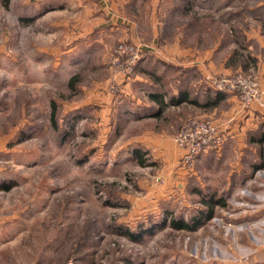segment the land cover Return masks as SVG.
Returning <instances> with one entry per match:
<instances>
[{
	"label": "rangeland",
	"instance_id": "1",
	"mask_svg": "<svg viewBox=\"0 0 264 264\" xmlns=\"http://www.w3.org/2000/svg\"><path fill=\"white\" fill-rule=\"evenodd\" d=\"M41 1L10 0L4 8L0 0V264H264L259 175L249 178V193L230 190L224 175L237 160L229 155L212 164V181L195 160L180 162V176V155L171 162L169 150L154 157L132 144L149 126L126 132L108 116L115 113L108 99L127 95L124 85L142 59L168 81L173 45L190 48L194 65L206 56L230 68L211 73L198 92L204 85L215 92L220 77L263 92L256 69L264 59L257 44L264 41V0H119L141 44L114 38L103 47L104 37L93 36L92 53L79 65L76 50L67 53L84 13L73 10V0ZM122 43L142 51L128 79L109 64ZM145 46L155 53L145 54ZM236 99L242 109L258 103L244 107ZM189 118L210 122L219 134L208 117L189 115L181 125ZM178 130L171 139L182 153ZM210 196L224 204L213 206L210 219L192 232L171 228L172 219L187 223L205 211L202 200Z\"/></svg>",
	"mask_w": 264,
	"mask_h": 264
},
{
	"label": "crops",
	"instance_id": "2",
	"mask_svg": "<svg viewBox=\"0 0 264 264\" xmlns=\"http://www.w3.org/2000/svg\"><path fill=\"white\" fill-rule=\"evenodd\" d=\"M59 1L62 2L63 0ZM89 1L92 6L103 13L101 19L97 20L95 15H92L91 7H87L85 4V2L88 3V0H73L71 2L73 10H81L85 16L81 21L84 28L82 32L75 35L76 44L67 53L70 54L76 50L77 65L84 60L83 57H87L92 53L93 36L104 37L105 44H102L103 47L106 46L109 40L111 43L114 42V38L132 44H141L136 25L120 15L119 0ZM77 2L81 4L79 8L75 9L74 7L78 5ZM48 4H42L40 8H45ZM60 4L62 5V3ZM60 4L58 5L59 8ZM69 6L61 9H66ZM51 9L55 10V7ZM74 22L78 23V18ZM257 44L264 53V41L259 40ZM168 49V54L171 57L168 63L171 70L169 77H167L168 81H165L160 73L148 70L146 62L142 59L136 68L135 77L124 85L127 95L119 101L115 98L108 99V105L115 108V113L108 114V116L112 120L114 119V122H118V125H122L121 130H126V132L149 126L148 129H144L138 134L137 141L134 139L132 144L144 148L145 153L149 151L154 157V151L160 152L161 157H165L167 156L166 152L169 150L171 162H174L179 155L181 158L182 153L181 151L178 153L171 136L180 128L183 117L189 115L208 117L214 120V123L218 126L219 135L224 137V143L221 150H219V154L211 151L197 157L194 161V167L202 173L208 171L207 179L212 181L215 178L212 176L211 171L218 168L212 164H216V161L218 162L221 158H223L224 163L228 161L229 155H235L237 163L233 167L234 170H229L228 175H224L225 182L231 184L229 189L231 190V187H233L232 191L241 190L243 193H249V178H251V175L255 176L252 178L255 181V178L257 180L259 175L257 186L259 191L264 192V107L255 102L251 107L242 109L235 96L222 92H212L205 85L198 92L195 87L202 81L205 82V79L211 73H230V68L226 67L224 60L220 66H215L212 60L206 58V56L198 65H194L193 55L188 54L191 50L188 47L181 48L178 45H173ZM143 51L148 55L155 53L154 47L145 46ZM258 60L259 65L256 69V76L259 78L260 83L264 85V59L259 57ZM215 67H217V70H215ZM148 76L149 78H147ZM167 85L168 88H166ZM120 105L124 106V110ZM231 116L235 118L234 121H231ZM254 155L255 157H253ZM176 167L178 168L175 170L181 176L180 171L183 169L180 166V159L176 163ZM239 177L240 180L235 181ZM199 193L202 196L201 192ZM262 194L264 195V193Z\"/></svg>",
	"mask_w": 264,
	"mask_h": 264
},
{
	"label": "built area",
	"instance_id": "3",
	"mask_svg": "<svg viewBox=\"0 0 264 264\" xmlns=\"http://www.w3.org/2000/svg\"><path fill=\"white\" fill-rule=\"evenodd\" d=\"M142 51L130 43H122L117 46L110 55L109 64L113 68L121 67L127 79L141 59ZM209 79V78H208ZM207 80V78H206ZM211 83V82H210ZM216 92L228 95L237 93L239 102L247 107L256 100L261 107H264V91L251 92L248 87L242 86L240 79L231 77H220L212 82ZM210 86V85H208ZM224 143V137L219 136L216 128L208 121L189 118L184 120L176 135V144L182 149L180 162L183 166H189L197 157L211 151H219Z\"/></svg>",
	"mask_w": 264,
	"mask_h": 264
},
{
	"label": "trees",
	"instance_id": "4",
	"mask_svg": "<svg viewBox=\"0 0 264 264\" xmlns=\"http://www.w3.org/2000/svg\"><path fill=\"white\" fill-rule=\"evenodd\" d=\"M1 1L3 7L7 8L10 0H1ZM74 80L75 77L70 79L68 83L69 88H72ZM50 120L54 122V113L51 114ZM197 195H200V193ZM205 200L206 199L204 197L202 201H204L203 204L206 208L205 211L197 212L196 215H194L187 223L184 222L183 219H178V218L172 219L170 222L171 228L175 230L179 229V230L192 232V230H195L197 227H199L201 224H203L205 221L211 218L213 213V206L224 205L221 201H217L213 199L212 196H210V198H208L207 201Z\"/></svg>",
	"mask_w": 264,
	"mask_h": 264
}]
</instances>
